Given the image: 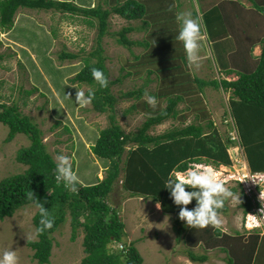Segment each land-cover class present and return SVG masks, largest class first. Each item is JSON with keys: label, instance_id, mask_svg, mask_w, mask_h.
Returning <instances> with one entry per match:
<instances>
[{"label": "rangeland", "instance_id": "1", "mask_svg": "<svg viewBox=\"0 0 264 264\" xmlns=\"http://www.w3.org/2000/svg\"><path fill=\"white\" fill-rule=\"evenodd\" d=\"M77 2L85 7H93L102 2L104 7L109 8L116 0H77ZM195 3L196 0H155L151 5V21L145 23L144 28L146 32H151L148 38H151L152 44L149 48L150 59L145 57L144 60L154 64L151 66L157 70L163 66L165 67L162 68L163 70L171 72L177 69L173 66L182 67L180 72L170 73L166 78H159L160 74L157 75L153 68H150L153 72L148 73L149 68L143 65L146 62L138 64L134 56L143 50L142 46L135 45L128 49L116 42L117 36L113 33H117L129 22L115 14L110 16L108 32L103 37L106 65L110 76L116 79L128 72L131 73L130 76H124L119 84L114 85L112 91L118 95L141 86L145 89L141 97L121 101L116 105V120L124 131H137L145 119L165 108L167 92H169L171 96H182L176 106L178 116L154 126L150 129V133L161 134L167 129L189 124H200L208 131L212 130L207 128L209 120L213 121L223 140L227 141V138H230L233 141L235 133H238L234 118L230 116L231 114L234 116V113L228 112L231 89L206 86L200 91L193 81L195 77L204 80L223 78L224 74H221L220 67L212 64V58L201 57L199 69L193 70L188 67L187 71H182L186 69L187 59L183 58L186 53L184 48L181 51L179 41L176 39L180 27L176 21V13L190 11L197 16ZM259 10L264 12V9ZM132 25L140 28L142 23L136 21ZM96 36L97 29L87 25L82 16L71 18L69 14L54 11L22 9L17 13L12 28L9 30L0 28L2 56L0 102L7 105L15 104L20 112L30 116L42 129L43 140L49 154L54 160L58 154L70 156L74 171L80 177L82 184H93L99 177L103 178L108 166V160L96 156L92 150L100 131L108 126V113L96 112L92 104L84 108L79 107L75 102L76 91L83 89L86 93L89 87L87 84L70 81L83 67L84 63L80 57L87 56L93 50ZM130 37L134 40H142L145 35L139 31L130 34ZM153 49L157 52L155 53ZM63 50L80 53L81 56L74 60H62L59 54ZM230 53L229 50H224L225 56ZM155 54L165 55L164 58L170 57V59L162 61L163 59H157ZM220 62L223 65L228 64L227 59H221ZM145 93L156 97V108H152L147 103ZM132 104L136 108L134 111H128V107ZM7 134L8 127L0 122V180L21 173L26 168L16 161V154L20 148L29 145V139L19 133L12 141L5 142ZM235 144L230 142L227 146L231 159L229 167L224 164L212 165L217 169L218 178L223 181L232 174L239 177L246 169L244 166L247 167L245 151ZM232 161H235V167ZM120 179L122 180V177L115 184L107 201L119 208L125 224V235L122 241L111 243V249H121L128 243L135 242L143 258V264H223L224 262L233 264L235 262V258L226 246H223L227 250L225 254L217 248L208 249L203 244L204 240L202 243L192 244L191 240L188 242L195 228L186 226L184 233L178 235L176 229L179 225L175 223V215L163 213L159 203L150 197H130L129 191L123 188ZM234 181V178L232 180L228 178L224 182L231 190L235 189L238 198L227 200L229 210L220 214L224 222L223 234L240 229L237 222L242 221L244 214L241 207L240 187ZM36 211L35 206L29 204L19 208L13 216L0 220V256L5 250L12 249L16 250L18 264H39L33 258L34 251L28 245V241L37 240L33 224ZM71 234L70 216H67L52 235L54 239L52 253L49 263L46 264L81 263L84 257L83 228H78L73 240ZM187 250L198 255H207L208 259L205 263L190 261L186 254Z\"/></svg>", "mask_w": 264, "mask_h": 264}, {"label": "trees", "instance_id": "2", "mask_svg": "<svg viewBox=\"0 0 264 264\" xmlns=\"http://www.w3.org/2000/svg\"><path fill=\"white\" fill-rule=\"evenodd\" d=\"M154 2L155 0H124L122 2L116 0L115 4L106 8L102 2L93 7H85L71 0H0L2 30L12 28L15 16L21 9L54 11L69 14L71 18L82 16L87 25L97 29L93 50L87 56L63 50L59 57L62 60H74L81 56L83 67L70 81L87 84L89 89L86 94L90 89L95 92V99L91 103L92 108L98 113H108V126L100 131L92 147L96 156L108 160L105 176L102 179H98L93 184L81 183L78 186V194L68 191L63 183H58L55 179V160L47 151L43 131L39 125L30 116L20 112L15 104L7 105L0 102V122L8 127L5 142L12 141L19 133L29 139V145L20 148L16 154V161L26 166L24 171L0 180V220L13 216L25 205L33 204L26 195L30 190L34 192L38 200L44 202L49 210L50 218L55 220L54 227L37 235V240L28 241V245L34 251L33 258L39 264L49 263L54 241L52 235L67 216H70L72 240L75 239L78 228H83L84 257L80 264H143V258L135 242H130L121 249L110 248L111 243L122 241L125 235V224L119 208L107 201L119 178L122 177L121 183L123 188L129 191L130 197H150L160 204L163 213L175 215V223L179 225L176 232L180 235L184 233L186 224L179 219V208L173 203L166 189L165 181L168 176L176 171L185 172V169L192 167L193 163H208L213 166L231 165L227 146L232 140L230 138H227V141L223 140L213 121H208L207 128H212L208 131L200 124H189L167 129L161 134L149 132L154 126L178 116L176 106L182 99L181 95L171 96L167 92L166 107L145 119L135 132L124 131L116 120V105L121 101L141 97L145 89L141 86L118 95L112 91L114 85L119 84L124 76H130L131 73L128 72L116 79L110 76L103 47V37L107 34L110 24L109 18L115 14L129 22L113 34L117 36L116 42L128 49L135 45L142 46L143 50L134 58L138 60V64H143L146 62L145 57L150 59L149 48L152 40L148 37L151 36V32H146L144 27L145 23L151 21L150 8ZM216 10L213 9V11ZM206 19L208 22L214 21L210 19V16ZM136 21L142 23L140 28L132 25ZM139 31L144 33V39L134 40L130 37V34ZM154 52L156 53L157 50ZM164 56L155 54V57L163 59L162 61L170 59ZM143 65L149 68L148 73L153 72L150 69L153 68L157 75L160 74L159 78H166L170 73L180 72L182 68L179 65L173 66L177 69L169 72L163 70L162 68H165L163 66L157 70L151 66L154 64L149 62ZM94 67L102 69L108 77L109 86L106 89L100 88L93 80L91 69ZM193 81L200 91H203L206 86L231 89L229 105L239 128L250 170L264 172V57H261L255 71L241 74L235 81L229 82L220 78L204 80L196 77ZM171 83L173 84V81ZM135 108L132 104L127 110L134 111ZM237 185L240 187L241 207L243 212L247 213L253 208V203L244 194L242 185ZM232 191L235 193V189ZM226 203L227 201H225V207L220 210V214L228 212ZM194 205L195 201L188 207L192 208ZM39 220L37 210L33 216L35 230L39 226ZM241 235L239 234V240L243 239ZM228 236L230 235L223 234L222 230L212 227L195 228L187 241L191 240L194 244L202 243L204 240L203 244L207 248H214L221 246L219 240L221 238L226 240ZM251 238L255 239L250 246L253 254L256 250V239L259 237L252 235ZM186 254L190 261L196 263H202L208 259L207 255H198L191 250H187Z\"/></svg>", "mask_w": 264, "mask_h": 264}, {"label": "clouds", "instance_id": "3", "mask_svg": "<svg viewBox=\"0 0 264 264\" xmlns=\"http://www.w3.org/2000/svg\"><path fill=\"white\" fill-rule=\"evenodd\" d=\"M176 21L180 26L179 31L177 32L178 34L176 36V39L179 41L181 51H183L184 48V51L186 53V57L184 56L183 58L187 59L186 69H183V71H187V66L193 70L199 69L201 66V41L204 38L202 25L199 21V18L197 16H194L190 11H181L176 13ZM180 42L182 43V45ZM212 60L213 59H211V61ZM91 76L100 88L106 89L109 86V79L102 69L95 67L92 68ZM145 96L147 97V103L152 108H156V97L153 95H149L148 93H145ZM94 99L95 92L91 89L87 92V94L83 89L76 91L75 102L81 108L87 107L92 103ZM228 112L231 114V108L229 104ZM230 116L233 117L232 114ZM234 121L238 133H235L236 136L233 137L232 142H235L239 148H242L243 151H245L235 118ZM247 168L249 169L250 174H264V172L251 171L248 161ZM216 170L217 169H214L211 164L193 163L192 167L185 169V173L176 171L174 174H170L165 181L167 185L166 189L170 193V198L172 199L173 203L179 208V219L185 222L186 226L192 229H205L208 227H212L217 230H223L224 222L220 217V210L225 207V201L229 199L236 200L238 198L237 195L224 183L228 180V177L226 178V181L219 179ZM54 173L55 179L58 183H63L68 191L78 194V186L81 185L82 182L80 180V177L74 171L72 158L70 156L58 154L55 157ZM98 179L100 180L102 178L99 177ZM229 179L232 180V178ZM234 180L235 184L242 185L244 194L251 201L253 198L254 201V196L249 197L244 191L243 182L247 180V177L245 176L243 181L236 178H234ZM262 185L264 186V179H262ZM256 189L261 188L257 187ZM26 195L28 200L32 201L40 216L39 226L35 230L36 235L43 234L46 231L53 229L55 220L54 218H50L49 210L45 207L44 202L38 200L32 190H30ZM193 201H195V205L192 208H189L188 206L192 204ZM253 201V208L247 213L243 212L244 214L242 225L243 228L248 232L257 231L259 233L263 232L261 234H264L263 224L253 227H249L246 224L247 218L250 214L252 215L257 213L261 216V213L255 210L256 203H254ZM215 248L217 247H214V249ZM18 260L19 258L17 256L16 250L12 249L5 250L2 256H0V264H18ZM223 264L226 263L224 262ZM233 264H235V262Z\"/></svg>", "mask_w": 264, "mask_h": 264}, {"label": "crops", "instance_id": "4", "mask_svg": "<svg viewBox=\"0 0 264 264\" xmlns=\"http://www.w3.org/2000/svg\"><path fill=\"white\" fill-rule=\"evenodd\" d=\"M73 1L78 4L77 0ZM194 5L204 35L200 57H211L212 64L218 65L221 74H224L222 79L229 82L237 80L241 74L255 71L261 57H264V12L259 10L264 9V0H196ZM207 16L214 21L208 22ZM224 50L231 53L225 56ZM221 59H227L228 64L223 65ZM239 225L240 229L235 232H226L230 236L219 240L221 246L217 250L226 254L227 250L223 247L226 246L235 258V264H264L263 234L246 231L242 221L237 222ZM239 234H242V240L238 239ZM252 235L259 237L253 254L250 246L255 239L251 238Z\"/></svg>", "mask_w": 264, "mask_h": 264}, {"label": "built area", "instance_id": "5", "mask_svg": "<svg viewBox=\"0 0 264 264\" xmlns=\"http://www.w3.org/2000/svg\"><path fill=\"white\" fill-rule=\"evenodd\" d=\"M232 164L234 167L236 166L235 161H233ZM236 164L238 165L239 161L236 162ZM244 168L248 169L246 166H244ZM246 169L240 174L239 177H236L235 174H232L229 175L228 178H236L243 181L244 177L245 176L247 177V180L243 182L244 191L249 197L254 196V201L256 200L255 210L261 213V216L257 213L252 215L250 214L247 218L246 224L249 227L260 226L261 224L264 225V186L262 185V179H264V174L263 173L250 174L249 170L246 171ZM257 187H260L261 189H256Z\"/></svg>", "mask_w": 264, "mask_h": 264}]
</instances>
